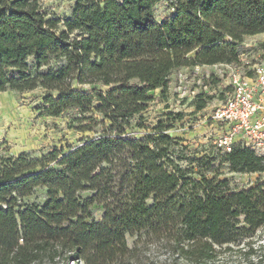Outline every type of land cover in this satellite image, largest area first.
Returning <instances> with one entry per match:
<instances>
[{
    "label": "trees",
    "instance_id": "obj_1",
    "mask_svg": "<svg viewBox=\"0 0 264 264\" xmlns=\"http://www.w3.org/2000/svg\"><path fill=\"white\" fill-rule=\"evenodd\" d=\"M160 1L74 0L59 19L39 0H0V92L41 89V114L74 109L71 127L101 129L67 151L0 160V264H215L255 253L264 181L237 189L221 169L263 173L264 154L238 142L226 152L212 140L200 157L176 150L166 130L181 112L142 138L128 131L144 127L132 123L172 72L239 64L237 44L264 33V0H174L157 21ZM210 98L199 94L195 111ZM36 188L44 200L23 202ZM153 249L169 256L156 260Z\"/></svg>",
    "mask_w": 264,
    "mask_h": 264
},
{
    "label": "rangeland",
    "instance_id": "obj_2",
    "mask_svg": "<svg viewBox=\"0 0 264 264\" xmlns=\"http://www.w3.org/2000/svg\"><path fill=\"white\" fill-rule=\"evenodd\" d=\"M174 0H161L154 8V17L157 21L168 18L173 10L171 4ZM41 9L47 16L64 19L69 17L72 11L74 0H39ZM264 40V33L246 36L237 44V51L240 58L238 64L242 72H247L245 61L255 62L264 55V51L259 45ZM193 67H183L172 72L169 76L167 90L161 92L156 89L152 93V100L149 102L146 111L141 117L136 116L134 123L143 122V128L133 126L130 133L132 138H142L151 133V128L157 124L158 120L165 121L164 114L168 112L183 114L182 119L172 120L166 132L178 139L175 149L183 153L200 157L210 148H213L209 141L219 136V130L212 119L213 110L224 99L221 91L212 93L214 80H204L201 78H191L187 85L185 94L178 92L179 79L181 75L190 77ZM213 70V68L211 69ZM81 88L86 90L90 86ZM205 93L211 96L206 99L203 109L195 111L193 102L196 97ZM43 90L35 89L28 92L17 93L13 91L0 92V160L8 157H15L24 152L32 157H39L53 149L67 151L70 146H77L81 139L95 137L101 132L100 127L93 131H77L70 126L76 116V111L70 109L62 113L59 117H51L41 114L38 109L41 104ZM181 95V96H180ZM76 125V124H73ZM215 149V148H213ZM176 155V152H175ZM182 167L187 166L185 160L178 162ZM222 178L228 180L229 184L237 189L247 188L257 181H264L263 173H235L224 166ZM45 189L36 188L31 195L25 197L23 202L41 203L44 200ZM93 217L100 220L102 217V207L94 205L92 207ZM256 239L253 242L255 253L251 258L232 256L219 260L215 264H264V259L259 260V255L264 251V227L258 228L253 234ZM137 235L127 236V244L132 246ZM154 259L162 260L169 256L164 250H152Z\"/></svg>",
    "mask_w": 264,
    "mask_h": 264
},
{
    "label": "built area",
    "instance_id": "obj_3",
    "mask_svg": "<svg viewBox=\"0 0 264 264\" xmlns=\"http://www.w3.org/2000/svg\"><path fill=\"white\" fill-rule=\"evenodd\" d=\"M241 59L239 56V61ZM245 64L247 72L233 63L195 65L190 77L180 76L178 92L184 96L191 78L213 79L212 93L219 90L224 99L212 113L220 131L212 142L226 152L238 142L257 154H264V55L253 63L245 61Z\"/></svg>",
    "mask_w": 264,
    "mask_h": 264
}]
</instances>
